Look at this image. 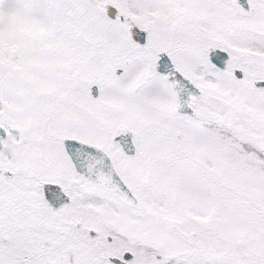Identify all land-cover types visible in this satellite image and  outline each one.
I'll return each instance as SVG.
<instances>
[{"label": "snow or ice", "instance_id": "6c2138e0", "mask_svg": "<svg viewBox=\"0 0 264 264\" xmlns=\"http://www.w3.org/2000/svg\"><path fill=\"white\" fill-rule=\"evenodd\" d=\"M0 264H264V0H0Z\"/></svg>", "mask_w": 264, "mask_h": 264}]
</instances>
